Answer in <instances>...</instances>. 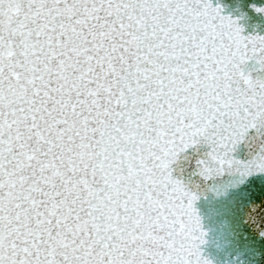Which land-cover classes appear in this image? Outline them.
Wrapping results in <instances>:
<instances>
[{
	"label": "water",
	"instance_id": "obj_1",
	"mask_svg": "<svg viewBox=\"0 0 264 264\" xmlns=\"http://www.w3.org/2000/svg\"><path fill=\"white\" fill-rule=\"evenodd\" d=\"M0 264H264V0H0Z\"/></svg>",
	"mask_w": 264,
	"mask_h": 264
}]
</instances>
